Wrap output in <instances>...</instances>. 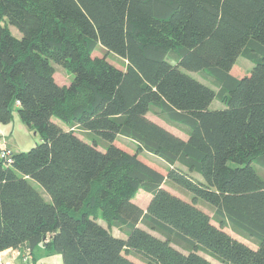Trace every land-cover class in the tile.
Here are the masks:
<instances>
[{"label":"trees","instance_id":"obj_1","mask_svg":"<svg viewBox=\"0 0 264 264\" xmlns=\"http://www.w3.org/2000/svg\"><path fill=\"white\" fill-rule=\"evenodd\" d=\"M240 55L255 63L241 77L232 73ZM60 69L69 84L57 81ZM16 112L40 141L0 158V252L30 254L27 264H43L42 252L61 264H139L130 253L147 264H217L203 250L227 264H264L255 167L264 166V0H0V124ZM141 189L151 194L146 209L133 200Z\"/></svg>","mask_w":264,"mask_h":264},{"label":"rangeland","instance_id":"obj_2","mask_svg":"<svg viewBox=\"0 0 264 264\" xmlns=\"http://www.w3.org/2000/svg\"><path fill=\"white\" fill-rule=\"evenodd\" d=\"M5 23V21H4ZM12 33L17 36V37H22V33L21 31H19V29L16 26L11 25L10 23H8ZM97 55H103L104 52L102 51V49H98L96 51ZM108 58L110 61L114 62L118 67H125V61L118 56L115 53H110L108 54ZM56 67H58L59 65L54 63ZM254 61H252L251 59H248L247 57L240 55L236 61L235 66L237 68H239V70L241 72H239L237 74V76L241 77L244 75H247L250 73L251 69L254 66ZM192 75H194V77L198 78L200 77V73L199 72H193ZM73 78V75L69 72H66L64 70H57L56 72V79L60 84H69L71 82ZM200 79V78H199ZM212 107H224L223 103L221 101H219L218 99H215ZM149 116L154 118L155 120H160L163 124V126L165 125L166 128H168L169 130L171 129L172 132L180 135V136H184L180 131V129H178L177 127L171 125L168 122H165L163 118H161V115L158 114L156 112H149ZM54 120L63 123L60 119L54 117ZM23 124V125H21ZM6 125H9L10 128H12L14 126V130L12 132H8L6 133V140L8 141V143L10 144L9 146L12 148L13 151H24V150H29L31 147H33L34 145H36L39 141H40V136L38 133H35V130H33L29 125L23 123V121H21V118L19 117V115L17 114V112L15 113V117L13 119V121L9 124H0V127L5 129ZM76 132L80 135H82L85 139H88L89 141L92 139L91 135H86L84 130H80V129H76ZM101 147L104 145L103 141H99ZM116 143L128 150L134 151L135 150V143L133 142V140H131L130 138H127L126 136L123 135H119L116 139ZM140 157L145 161H152V159L154 158V163H155V168L159 169L160 171H162L164 174L168 173V165L164 162L163 165L158 164V158L155 154L147 152V151H143L140 154ZM230 164L232 166H237L238 164L230 161ZM178 165V164H177ZM179 166H183L181 164H179ZM184 167V166H183ZM255 167L257 168L258 172L262 175V177L264 178V166L261 163H255ZM195 175L198 176V174L196 173ZM202 179V178H201ZM33 185L39 189L40 191H43L42 186L36 182V181H32ZM165 187L170 190L172 193L185 198L187 200L191 199V194L185 190H183L182 188H179L178 186L173 185L170 181H167L165 184ZM147 191H142L140 192V194L138 195V200L140 203H145L146 198H148L147 195ZM146 194V195H145ZM45 198L50 201V197L45 194ZM200 207L205 210L206 212H208L211 216L213 215V208L208 205L205 204L204 202H200L199 203ZM102 220V219H100ZM103 222V220H102ZM213 222L216 225H219L217 221H215L213 219ZM142 224V223H141ZM144 227H146L147 230H149L150 232H152L153 234L162 237V235H159L156 231H152L150 230L145 224H142ZM226 231H228L230 234H232L233 236L237 237L238 239L244 241L245 243L249 244L250 246H252L253 248H257V244H255L254 242H252L251 240L245 238L244 236H240L239 234L235 233L230 227H225L224 228ZM114 234L115 235H121L123 237H126V232H123L119 227L115 226L113 228ZM175 247H177L178 249H182L184 250L180 245H176L174 244ZM185 252H187L185 250ZM6 254H4V262L6 264H27V261H31L32 263V259L30 258V254H26L25 256H23L21 254V252L18 249H10V251L5 252ZM200 253L208 258H210L211 260L215 261V263L217 264H227V263H223L220 262L219 260H217L215 257H213L211 254H209L207 251H200ZM127 256L132 259L133 261L139 263V264H147L145 261L142 260V256L141 255H137L134 253H130L127 254ZM41 261H43V264H61L62 263V257L61 255L58 254H54L51 255L49 257H45L43 255L42 252V256H41Z\"/></svg>","mask_w":264,"mask_h":264},{"label":"crops","instance_id":"obj_3","mask_svg":"<svg viewBox=\"0 0 264 264\" xmlns=\"http://www.w3.org/2000/svg\"><path fill=\"white\" fill-rule=\"evenodd\" d=\"M239 72H241L240 70H239V68H237L235 65L233 66V68H232V73H234L235 75H237ZM149 112H151V111H149ZM149 112H148V117L149 118H151L152 120H154L155 122H157V123H159V124H161V125H163L164 123H162L160 120H155L154 118H152V117H150L149 116ZM157 115H158V113H157ZM161 118H163L162 116H161ZM164 119V118H163ZM164 121L165 122H167L165 119H164ZM21 125H23V124H21ZM172 125V124H171ZM174 126V125H173ZM6 128L5 129H3L2 128V131L4 132V133H8V132H12L13 130H14V126L12 127V128H10L9 127V125H6L5 126ZM164 127H165V125H164ZM176 127V126H175ZM178 128V127H177ZM168 129V128H167ZM179 129V128H178ZM170 131H171V129H170ZM180 131L181 132H183L182 134L184 135V136H180V137H182V138H184V139H187L188 137H189V135L186 133V132H184V131H182L181 129H180ZM174 133V132H173ZM176 134V133H175ZM176 135H178V134H176ZM8 145H10V144H8ZM126 149V148H125ZM128 150V149H127ZM16 152H18V151H16ZM157 158L159 159L158 160V164H161V165H163V163L165 162L162 158H160V157H158L157 156ZM147 163H149L150 165H152L153 167L155 166V163H154V158L152 159V161H147ZM168 166H169V164L167 163V162H165ZM158 168V167H157ZM156 168V169H157ZM169 168V167H168ZM159 170V169H158ZM162 172V171H161ZM142 191H145V190H143V189H141V190H139V192L137 193V195H136V197L133 199L136 203H138L141 207H143V208H147V206H148V204H149V201H150V199H151V194L148 192L147 193V195H148V198H146V200H145V203H140L139 202V200H138V195L140 194V192H142ZM146 195V194H145ZM141 226H143L142 224H140ZM144 227V226H143ZM144 228H146V227H144ZM160 235V234H159Z\"/></svg>","mask_w":264,"mask_h":264},{"label":"built area","instance_id":"obj_4","mask_svg":"<svg viewBox=\"0 0 264 264\" xmlns=\"http://www.w3.org/2000/svg\"><path fill=\"white\" fill-rule=\"evenodd\" d=\"M13 150L8 145V141L6 140V134L2 131V128L0 127V158L6 160L7 162H11L13 160L12 158ZM10 251V249L0 252V264H6L3 260L5 252Z\"/></svg>","mask_w":264,"mask_h":264},{"label":"clouds","instance_id":"obj_5","mask_svg":"<svg viewBox=\"0 0 264 264\" xmlns=\"http://www.w3.org/2000/svg\"><path fill=\"white\" fill-rule=\"evenodd\" d=\"M6 134V133H5ZM9 144V143H8Z\"/></svg>","mask_w":264,"mask_h":264}]
</instances>
